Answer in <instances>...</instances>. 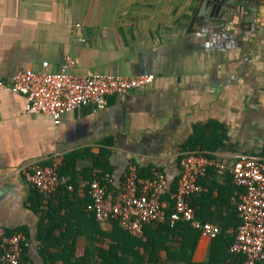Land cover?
Segmentation results:
<instances>
[{"label": "crops", "instance_id": "1", "mask_svg": "<svg viewBox=\"0 0 264 264\" xmlns=\"http://www.w3.org/2000/svg\"><path fill=\"white\" fill-rule=\"evenodd\" d=\"M218 1L0 0L2 78L41 71L44 62L59 72L68 60L78 75H155L151 87L111 95L104 108L67 112L58 125L28 113L24 95L0 88V235L26 233L28 264H101L117 235L113 221L92 215L93 176L108 170L119 191L134 163L162 169L171 183L191 147L220 164L199 179L193 205L221 231L233 223L244 191L233 180L236 157H264V0H220L238 2L235 13ZM75 153L80 173L94 158L99 166L36 211L21 166L62 163ZM165 202L173 207L172 197ZM212 238H198L190 264H211ZM225 258L220 249L213 264Z\"/></svg>", "mask_w": 264, "mask_h": 264}, {"label": "built area", "instance_id": "2", "mask_svg": "<svg viewBox=\"0 0 264 264\" xmlns=\"http://www.w3.org/2000/svg\"><path fill=\"white\" fill-rule=\"evenodd\" d=\"M71 60L59 72H50L43 63L41 71H18L0 77V88L20 93L27 98L30 114H46L53 117L56 125L67 112L82 106L104 108L111 95L125 96L133 91L151 87L154 74L138 76L92 73L78 75L69 72ZM220 166L206 151L187 150L182 154L178 186L172 194L173 207L168 208L164 197L169 193L167 174L159 168L152 169L151 177L140 175L137 164L131 163L119 191L112 188L109 176L95 178L90 183L91 209L100 222L117 220L131 235L142 238L150 224L169 223L172 227L186 221L203 235L215 237L221 228L203 222L191 204V197L200 190L199 179L206 176L209 168ZM20 173L45 196L54 194L66 185L73 189L70 178L60 175L57 161L44 165L27 163ZM235 185L244 189L237 205L239 226L230 251L245 256L243 264L264 262V157L239 154L232 167ZM29 244L25 232L1 236L0 264H28L24 252Z\"/></svg>", "mask_w": 264, "mask_h": 264}, {"label": "trees", "instance_id": "3", "mask_svg": "<svg viewBox=\"0 0 264 264\" xmlns=\"http://www.w3.org/2000/svg\"><path fill=\"white\" fill-rule=\"evenodd\" d=\"M196 147H191L194 149ZM79 159L78 153L71 155L70 157H66V159L60 163L57 162V170L60 175H64L70 178V183H76L78 174L86 173L95 169V167L99 166L97 162L100 159H93L94 165L92 167L86 168L84 172L80 173L77 169V160ZM106 159V158H105ZM106 162V161H105ZM107 163V162H106ZM108 170H103L102 173H97L93 176V181L95 178L104 177ZM140 175L143 177H151L152 172L151 169L140 168ZM179 178L171 181L169 193L164 197V200H170V197L173 193L176 192L178 186ZM61 192H69V189L66 185L61 186L58 190L52 194L55 195ZM31 202L36 211L39 210V207L42 204L44 198L49 196H45L39 189L33 188L32 191ZM198 192L195 194L197 195ZM191 197V204L193 197ZM202 195H205L203 193ZM207 195V194H206ZM195 207V205H193ZM196 208V207H195ZM197 216L203 222H209L207 217L202 213V211L197 210ZM96 219L94 213L92 214ZM230 220L233 223H224L223 228L220 234L212 238V246L214 250L212 251L211 256V264L215 263L216 255L219 253V250L222 249L226 258L225 264H243L245 261V256L242 254H235L230 251V247L232 243L235 241L237 235V229L239 226V219L237 217V211L233 213L230 217ZM114 222L116 226V241L115 245H111L108 250L103 251L104 258L101 261V264H173V261L178 264L181 261L188 262L192 261L195 246L197 245L198 238L203 235L200 231L194 229L189 222L182 221L179 222L176 226H171L169 223L162 224H151L146 226L145 235L142 238H136L133 235L126 232L120 225L117 220H111ZM236 221V223H234ZM230 228H233V231L230 232ZM17 231H5L0 235V256L2 254L1 247V236L2 235H13ZM24 232V231H23ZM176 236H180L182 241H179ZM175 239L179 241L180 247H173L171 239ZM194 240V244L191 242ZM165 253V257L161 255V253ZM133 259V261H129V258ZM164 258V259H163Z\"/></svg>", "mask_w": 264, "mask_h": 264}, {"label": "water", "instance_id": "4", "mask_svg": "<svg viewBox=\"0 0 264 264\" xmlns=\"http://www.w3.org/2000/svg\"><path fill=\"white\" fill-rule=\"evenodd\" d=\"M212 2V1H211ZM223 3L222 1H218L216 4H218V3ZM224 5V8H227V13H231V12H238V2H236V1H234V2H230V1H225L224 3H223Z\"/></svg>", "mask_w": 264, "mask_h": 264}]
</instances>
